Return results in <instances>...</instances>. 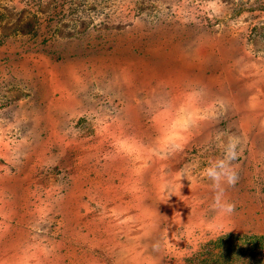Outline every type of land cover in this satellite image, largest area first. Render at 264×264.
I'll list each match as a JSON object with an SVG mask.
<instances>
[{
    "label": "rangeland",
    "instance_id": "obj_1",
    "mask_svg": "<svg viewBox=\"0 0 264 264\" xmlns=\"http://www.w3.org/2000/svg\"><path fill=\"white\" fill-rule=\"evenodd\" d=\"M0 264H264V0H0Z\"/></svg>",
    "mask_w": 264,
    "mask_h": 264
},
{
    "label": "clouds",
    "instance_id": "obj_2",
    "mask_svg": "<svg viewBox=\"0 0 264 264\" xmlns=\"http://www.w3.org/2000/svg\"><path fill=\"white\" fill-rule=\"evenodd\" d=\"M235 158V144L230 141L229 149L226 152L225 160L219 161L218 165L213 166L212 168L207 170V174L213 179V181L219 185V182L222 178L227 177V182L229 184L233 183L232 176L233 174H229L227 171V160ZM228 211H231V205L226 206Z\"/></svg>",
    "mask_w": 264,
    "mask_h": 264
}]
</instances>
